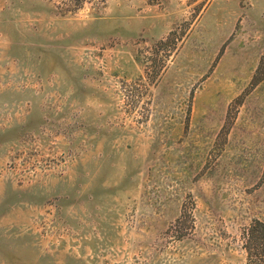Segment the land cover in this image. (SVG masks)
<instances>
[{"label": "rangeland", "instance_id": "rangeland-1", "mask_svg": "<svg viewBox=\"0 0 264 264\" xmlns=\"http://www.w3.org/2000/svg\"><path fill=\"white\" fill-rule=\"evenodd\" d=\"M254 220L264 0H0V264H264Z\"/></svg>", "mask_w": 264, "mask_h": 264}, {"label": "trees", "instance_id": "trees-1", "mask_svg": "<svg viewBox=\"0 0 264 264\" xmlns=\"http://www.w3.org/2000/svg\"><path fill=\"white\" fill-rule=\"evenodd\" d=\"M246 251L248 255L254 254L257 258L264 255V222L254 220L246 233ZM259 263V261H258ZM254 264H257L254 262Z\"/></svg>", "mask_w": 264, "mask_h": 264}]
</instances>
